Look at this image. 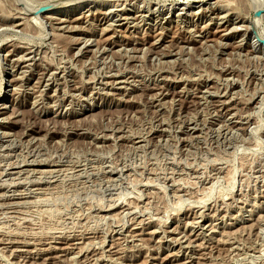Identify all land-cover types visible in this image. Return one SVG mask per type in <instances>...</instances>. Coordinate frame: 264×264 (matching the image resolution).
I'll list each match as a JSON object with an SVG mask.
<instances>
[{"label":"rangeland","instance_id":"1","mask_svg":"<svg viewBox=\"0 0 264 264\" xmlns=\"http://www.w3.org/2000/svg\"><path fill=\"white\" fill-rule=\"evenodd\" d=\"M76 1L0 0V264H264V0Z\"/></svg>","mask_w":264,"mask_h":264},{"label":"bare ground","instance_id":"2","mask_svg":"<svg viewBox=\"0 0 264 264\" xmlns=\"http://www.w3.org/2000/svg\"><path fill=\"white\" fill-rule=\"evenodd\" d=\"M77 2L76 0H49V1H46L45 0V2H43V5H45V6H43V8L45 9V8H47L46 10H45V12H53L54 13V15H60V16H63V18L64 17H66V20L64 19V20H60L59 18H56V19H53V20H56L59 24L60 23H63V22H69V21H71V15H73V13H70V12H63V11H61V10H64V8H66V7H68V4L69 3H72V2ZM258 2V1H257ZM45 3V4H44ZM78 4V3H77ZM75 5V4H74ZM116 6L118 5V4H115ZM258 5V4H257ZM70 6V5H69ZM120 7V6H119ZM256 7V6H255ZM258 7H259V5H258ZM88 9V8H87ZM86 9V10H87ZM90 11V9L88 10V11H86L85 13H87V12H89ZM136 11V10H135ZM42 12H44V11H42ZM84 12H82V13H80V14H82V17H84V14H85ZM41 14V13H40ZM3 17V16H2ZM37 18V17H36ZM75 18V17H74ZM51 20H52V18H50ZM77 20H80L79 18H77V19H72V21H77ZM56 23V22H55ZM57 24V23H56ZM26 25H27V23H26ZM48 25V24H47ZM28 27H30V26H28ZM24 28H26V27H24ZM107 29V28H106ZM225 31V30H224ZM258 36H260V35H258ZM261 37V36H260ZM263 38V37H262ZM262 38H260V40L262 39ZM86 43H84V45H85ZM88 44V43H87ZM260 44V43H259ZM83 45V46H84ZM261 45V44H260ZM21 47V46H20ZM264 48V47H263ZM23 49V48H22ZM26 49V48H25ZM31 49V48H30ZM27 50V49H26ZM32 51V50H31ZM262 51V50H261ZM34 52V51H33ZM33 52H28V53H26L25 54V57H29L30 55H31V57H33L32 56V54H33ZM36 52V51H35ZM37 54V53H36ZM39 54V53H38ZM264 54V53H263ZM128 55V54H127ZM250 55V54H249ZM24 57V56H23ZM23 57H21V59L20 60H22L23 59ZM31 57H29V59H26L25 60V58H24V60H22V63H28V62H31V61H33L32 59H30ZM19 60V61H20ZM19 62H17V64H18ZM112 64V63H111ZM30 65V64H29ZM28 65V66H29ZM116 65V64H115ZM31 66V65H30ZM29 68V67H28ZM40 69V68H39ZM53 69V68H52ZM51 69V67L50 66H43V68H41L40 69V71H39V73L40 74H38V81H37V86H36V89L38 90V89H40V88H42V87H48V83H50L51 81L53 82H55L56 81V78H57V73L56 72H54L53 70ZM113 72V71H112ZM15 73V72H14ZM122 73V72H121ZM22 74V73H21ZM21 74H20V76H21ZM15 76V75H14ZM19 77V76H18ZM114 77V76H113ZM23 78L24 77H19V78H16V79H13V80H17V81H19L18 83H20V80H22L23 82H24V80H23ZM112 78V77H111ZM25 79H27V78H25ZM115 79L116 80H121V82H117L116 84H118V85H124V84H127L128 83V79L126 80V79H124V78H121V76L120 77H115ZM28 80V79H27ZM116 80L114 81V82H116ZM110 81V80H109ZM26 82V81H25ZM228 82V81H227ZM107 83V82H106ZM23 84V83H22ZM58 85V84H57ZM115 85V84H114ZM10 86H12V84H10ZM19 86V85H18ZM21 86H23V85H21ZM20 86V87H21ZM2 88V87H1ZM127 88V87H126ZM159 90V89H158ZM39 92V91H38ZM224 92H226V91H224ZM40 93V92H39ZM72 95V94H71ZM158 97L160 98V97H162L163 95H165L162 91L161 92H159L158 94ZM188 95V94H187ZM39 96V95H38ZM151 96V95H150ZM181 96V95H180ZM182 97V96H181ZM225 97V96H224ZM51 98V97H50ZM262 108V107H261ZM235 112V111H234ZM191 121V120H190ZM195 125V124H194ZM180 129V128H179ZM167 131V130H166ZM1 173V172H0ZM31 191V190H30ZM181 191V190H180ZM32 194V193H31ZM111 207V206H110ZM132 219V218H131ZM5 242V241H4Z\"/></svg>","mask_w":264,"mask_h":264},{"label":"water","instance_id":"3","mask_svg":"<svg viewBox=\"0 0 264 264\" xmlns=\"http://www.w3.org/2000/svg\"><path fill=\"white\" fill-rule=\"evenodd\" d=\"M44 11V9H40L39 12H42ZM259 43L261 44V46L264 47V40H259Z\"/></svg>","mask_w":264,"mask_h":264}]
</instances>
